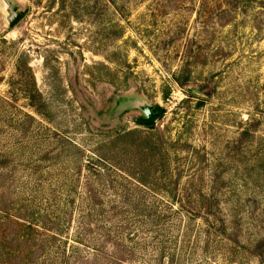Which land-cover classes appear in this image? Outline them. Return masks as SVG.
<instances>
[{"label":"rangeland","instance_id":"374dc122","mask_svg":"<svg viewBox=\"0 0 264 264\" xmlns=\"http://www.w3.org/2000/svg\"><path fill=\"white\" fill-rule=\"evenodd\" d=\"M0 264H264V0H0Z\"/></svg>","mask_w":264,"mask_h":264},{"label":"water","instance_id":"95a60500","mask_svg":"<svg viewBox=\"0 0 264 264\" xmlns=\"http://www.w3.org/2000/svg\"><path fill=\"white\" fill-rule=\"evenodd\" d=\"M12 12H13V13H16V8H12ZM22 16H23L22 13H20V14H16V16H15V18H14V20H13V25H14L15 23H17V22L22 18ZM154 118H155V115H150V116L145 120V122H150V121H152ZM143 122H144V121H143Z\"/></svg>","mask_w":264,"mask_h":264},{"label":"trees","instance_id":"16d2710c","mask_svg":"<svg viewBox=\"0 0 264 264\" xmlns=\"http://www.w3.org/2000/svg\"><path fill=\"white\" fill-rule=\"evenodd\" d=\"M155 118L150 122H141L142 125L147 126L148 128H151L154 125Z\"/></svg>","mask_w":264,"mask_h":264}]
</instances>
